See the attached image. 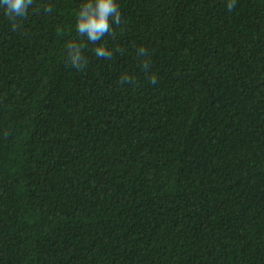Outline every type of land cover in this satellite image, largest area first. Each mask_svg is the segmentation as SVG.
Wrapping results in <instances>:
<instances>
[{"label": "trees", "instance_id": "1", "mask_svg": "<svg viewBox=\"0 0 264 264\" xmlns=\"http://www.w3.org/2000/svg\"><path fill=\"white\" fill-rule=\"evenodd\" d=\"M85 2L0 6V264H264V0Z\"/></svg>", "mask_w": 264, "mask_h": 264}, {"label": "clouds", "instance_id": "2", "mask_svg": "<svg viewBox=\"0 0 264 264\" xmlns=\"http://www.w3.org/2000/svg\"><path fill=\"white\" fill-rule=\"evenodd\" d=\"M33 4V0H0V6L5 9L9 19L15 21L19 17H25L28 14L29 7ZM232 5H229L231 8ZM50 11V8H46ZM111 21V23H110ZM120 11L116 4V0H86L80 6L76 17V29L81 35H86L87 39L92 43H97L105 35L112 33V24L119 25ZM145 49L140 48L138 54L143 55ZM68 57L70 63L77 69L82 67L83 56L78 44L68 45ZM98 57L110 58L111 53L104 47L95 49ZM153 82H155L153 80Z\"/></svg>", "mask_w": 264, "mask_h": 264}]
</instances>
